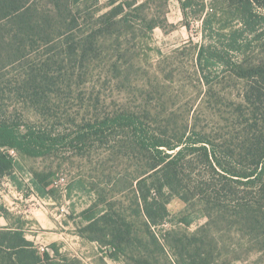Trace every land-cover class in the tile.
Here are the masks:
<instances>
[{
	"label": "trees",
	"instance_id": "1",
	"mask_svg": "<svg viewBox=\"0 0 264 264\" xmlns=\"http://www.w3.org/2000/svg\"><path fill=\"white\" fill-rule=\"evenodd\" d=\"M36 1L0 0V53L7 54L0 60V178L9 176L20 188L13 175L16 159L7 149L20 157L46 159L64 145H74L86 157L88 145L97 144L109 157L131 165L118 184L127 191L125 199H109L105 189L94 187V201L82 213L87 222L83 235L108 246L111 258L160 264L156 255L171 251L178 264H216L219 244L215 237L172 231L162 242L156 233L170 216L168 204L174 197L208 217L206 228L215 219L227 228L239 227L264 251V61L249 57L256 26L264 21V0H228L243 26L229 32L223 26L218 40L213 35L218 14L203 20L204 43L196 57L200 82L209 90L227 78L242 85L241 100L233 105V128L227 135L163 127L148 109L103 112L94 105L96 112L80 120L73 139L54 130L61 118L51 107L62 79L68 75L73 82L79 78L78 71H86L79 83L92 82L90 69L98 57L99 39L119 33L120 26L130 23L128 11L138 0H113L111 10L100 18L101 28L91 32L81 30L79 14L89 2L99 6L101 0H48L46 11L36 7ZM178 1L184 25L191 31L192 15L205 6L196 11V0ZM159 25L153 24L151 31ZM57 38L62 39L60 54L38 55ZM61 57L68 61L66 65L58 63ZM73 86L68 84V88ZM15 99L37 119L11 109L7 102ZM100 99L98 94L95 100ZM69 121L74 126L78 122ZM31 181L41 196L48 195L49 177L37 174ZM78 184L85 187L86 181ZM51 250L60 259L55 264H80L63 256L58 244ZM53 259L48 252L42 255L23 231L0 228V264H46Z\"/></svg>",
	"mask_w": 264,
	"mask_h": 264
},
{
	"label": "rangeland",
	"instance_id": "2",
	"mask_svg": "<svg viewBox=\"0 0 264 264\" xmlns=\"http://www.w3.org/2000/svg\"><path fill=\"white\" fill-rule=\"evenodd\" d=\"M112 1L101 0L99 6L89 2L84 6L79 14L81 30H99L103 24L100 18L111 10ZM196 3V11L201 10L203 4L205 7L192 15L189 31L178 0H138V5L128 11L130 23L120 26L119 33L99 39L98 57L92 61L90 69L92 82L79 83L86 71H78L79 78L75 77L73 82L64 72L66 77L62 79L61 91L51 107L52 113L57 112L61 118L54 125L56 133L69 139L76 137L80 120L96 112L94 105H97L103 112L148 109L161 126L179 132L187 131V127L189 131L215 137L227 135L233 128V105L241 100L242 85L227 78L209 90L196 73V57L204 43L202 32L206 17L218 14L220 21L214 26L215 40L223 26H227L226 32H229L242 29L243 25L236 10L229 8L228 0H196ZM35 4L42 11L49 8L48 0H37ZM153 24L162 27L159 25L151 31ZM256 27V41L250 46L249 57L262 62L264 21ZM61 45L62 39L57 38L38 55L44 56L48 51L60 54ZM6 56L0 53V60L4 61ZM58 61L59 64L68 63L65 57ZM69 83L74 85L73 89L68 88ZM93 92L96 93L92 96ZM98 94L101 99L97 103ZM7 105L11 109L16 107L19 115L32 121L37 119L32 110L16 99L9 100ZM69 120L72 124V120H78L77 125H70ZM88 147L84 150L90 152L86 157L80 155L74 145H64L46 159L20 157L7 149L16 159L13 175L20 188L9 176L0 178V228L23 231L42 255L48 252L54 258L46 264L60 262L51 250L53 244H58L63 256L80 264H135L129 257L111 258L108 246L83 235L87 222L82 213L94 201L91 194L94 187L105 189L109 199H125L127 191L124 185L118 184L129 172L125 169L131 167L130 162L124 164L106 155V149L97 144ZM37 174L50 178L48 195L41 196L33 187L31 179ZM80 180L86 181L85 187L78 184ZM168 210L167 221L156 228L162 242L172 231L199 238L211 235L219 244L216 264H264L260 243L251 241L239 227L227 228L215 219L212 226L206 228L209 218L189 209L177 197L170 200ZM186 220H191V224ZM156 258L160 264H178L171 251L167 255L157 254Z\"/></svg>",
	"mask_w": 264,
	"mask_h": 264
}]
</instances>
